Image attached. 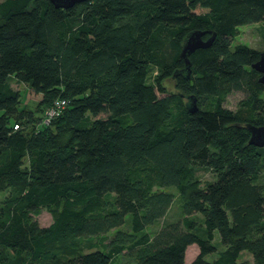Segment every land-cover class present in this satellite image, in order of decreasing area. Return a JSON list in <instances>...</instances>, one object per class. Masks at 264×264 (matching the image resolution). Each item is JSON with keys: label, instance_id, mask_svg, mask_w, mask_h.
Returning <instances> with one entry per match:
<instances>
[{"label": "trees", "instance_id": "trees-1", "mask_svg": "<svg viewBox=\"0 0 264 264\" xmlns=\"http://www.w3.org/2000/svg\"><path fill=\"white\" fill-rule=\"evenodd\" d=\"M256 22L264 0H0V264H186L192 244L187 264H241L243 251L264 264V145L245 127L264 125L260 51L231 47ZM195 29L215 37L186 74ZM11 76L45 110L65 107L38 126L44 112L21 110ZM200 166L215 179L202 184Z\"/></svg>", "mask_w": 264, "mask_h": 264}, {"label": "rangeland", "instance_id": "rangeland-1", "mask_svg": "<svg viewBox=\"0 0 264 264\" xmlns=\"http://www.w3.org/2000/svg\"><path fill=\"white\" fill-rule=\"evenodd\" d=\"M236 43L246 44L250 47L257 49L258 51L264 50V24L261 22H256V23H250V24L238 26V32L232 40L231 47H233ZM157 73H158V70L152 69L149 80L153 81V76L155 77ZM10 84L15 90H17L20 93L21 110L38 109L44 112L43 115L45 114L46 112L45 110L46 101H44L45 97L43 98V96L40 93H36L35 91H33L27 84L23 82H18L13 76L10 77ZM165 84L167 88L171 89L174 85V81L173 79H171V77H168L165 80ZM241 96H242L241 92H238V91L231 92L226 97L224 106L231 110H235L237 108L238 100L241 98ZM45 115L44 117L41 118L38 126L40 125L45 126V124L46 126L48 125L49 121L47 122L45 121V118H46ZM102 115L103 114H101V116ZM213 152H215L213 154H215L214 156L216 157L217 152L214 150ZM262 172L264 174V169ZM196 176L198 179L201 180L202 184H204L207 181H213L216 177V174L210 167L200 166L196 168ZM169 188H172V187H169ZM9 194H10L9 190L0 192V204L6 200ZM175 213H176V207L174 204V206H172L171 209L169 210L167 216L172 217ZM167 216L165 218H167ZM34 219L38 222L39 225L47 226L51 222L52 218H51V214L49 213V211H47L46 209H41V211L37 215L34 216ZM99 241L100 240L98 237H88V238H85L83 242L85 246H88L89 244H93L94 247L92 246L90 247L96 248L97 247L96 243H99ZM217 241L218 239L216 238V242ZM197 252H198V249H197L196 244H192L188 246L186 249V253H185V263L187 264L189 261H191V259H193V257L197 254ZM213 257H215V254H209L206 256L207 259H211ZM239 261L241 264H255L252 259L251 254L247 251H243L241 253ZM128 263L129 262L125 258H120V257L114 258L112 262V264H128Z\"/></svg>", "mask_w": 264, "mask_h": 264}, {"label": "water", "instance_id": "water-1", "mask_svg": "<svg viewBox=\"0 0 264 264\" xmlns=\"http://www.w3.org/2000/svg\"><path fill=\"white\" fill-rule=\"evenodd\" d=\"M56 7L68 8L76 3H80L86 0H49ZM205 31L203 30H192L190 31L183 40L180 50V57L184 60V68L182 71H185L186 74L189 73L190 61L188 56L194 52L197 48H205L208 47L214 37L215 33H212L208 38L203 39ZM256 71L260 73L259 82L264 86V50L260 51L259 58L252 63L251 65ZM180 72H174L173 76H176ZM186 99V106L191 111L194 112L196 110L195 106V97L193 95L184 96ZM245 127L249 131V139L248 143L253 144L255 146H263L264 145V125L255 126L251 124H246Z\"/></svg>", "mask_w": 264, "mask_h": 264}, {"label": "built area", "instance_id": "built-area-1", "mask_svg": "<svg viewBox=\"0 0 264 264\" xmlns=\"http://www.w3.org/2000/svg\"><path fill=\"white\" fill-rule=\"evenodd\" d=\"M65 105L66 101L64 99L54 101V103L46 109L45 121H49V119L60 113L61 110L65 107ZM15 127H17V125Z\"/></svg>", "mask_w": 264, "mask_h": 264}]
</instances>
